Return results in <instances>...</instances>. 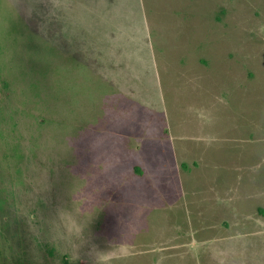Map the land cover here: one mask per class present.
I'll list each match as a JSON object with an SVG mask.
<instances>
[{"label":"rangeland","instance_id":"374dc122","mask_svg":"<svg viewBox=\"0 0 264 264\" xmlns=\"http://www.w3.org/2000/svg\"><path fill=\"white\" fill-rule=\"evenodd\" d=\"M0 264H264V0H0Z\"/></svg>","mask_w":264,"mask_h":264}]
</instances>
